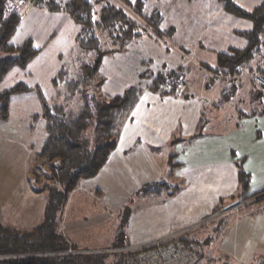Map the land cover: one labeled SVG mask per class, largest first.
<instances>
[{
    "label": "crops",
    "instance_id": "obj_1",
    "mask_svg": "<svg viewBox=\"0 0 264 264\" xmlns=\"http://www.w3.org/2000/svg\"><path fill=\"white\" fill-rule=\"evenodd\" d=\"M142 1L140 8L143 11L154 9L161 14V30H173L162 35L145 27L124 51L105 56L102 61L103 94H121L130 86H138L142 91L104 165L96 175L79 182L62 209L58 230L70 244L83 250L111 249L121 230L126 233L130 247L139 246L171 230L198 223L221 202L230 208L241 202L243 194L264 190V115H244L251 111L254 103L249 97H246L248 100L240 99L239 94L236 97L240 80L232 79L234 96L225 99L221 91L229 82L226 77L212 76L220 82L213 86L202 79L201 74L206 72L196 67L192 57L206 59L207 65H213L217 53L230 47L245 46L241 32L249 30L251 23L225 11L219 0H165L168 1L166 4L158 3V0ZM16 3H19L21 19L10 43L17 45L31 38L39 52L25 69L10 70L0 82V89L20 81L29 88L39 86L48 100L52 96V77L77 52L78 25L67 14L39 9L30 0H16ZM169 10L177 13L175 21L165 18L164 12ZM194 67V77L188 79L187 90H184L181 85L186 84L187 70ZM179 68L181 75L175 83L174 93L160 95L148 88L157 73ZM243 102L248 110L240 107ZM226 112L228 117L230 112L228 121L226 117H217ZM40 113L41 106L34 91L26 90L10 97L8 117L0 119L4 128L0 131V146L3 158L7 161L13 158L14 162L5 163L0 155V201L18 191L25 193L26 185L30 184L31 164L46 138L45 120ZM203 114L207 121L202 135L191 139ZM8 122L11 127L5 126ZM170 160L178 164L171 170ZM239 160L249 175L245 193H240L239 189ZM20 179L26 180L27 184L20 187ZM155 181L178 188L172 194L166 191L137 193L142 185ZM28 192L35 197L43 195L40 196L41 205L32 208L34 212H41L39 224L43 218L45 196L32 191L29 185ZM250 203L246 205L249 207ZM248 207L230 211L236 212L232 216L235 224L238 216L259 215L257 211L264 209V203L259 208ZM122 208L125 212L119 214L118 210ZM230 223V220L223 223V236ZM205 225L207 228H199ZM216 225L215 220L203 224L183 233L181 239L194 248L198 243L190 238L192 232L205 229L194 235H200V240H213L210 236ZM236 235L228 239L221 237L218 242L227 239V247L231 248L238 240V233ZM262 237L264 225L254 239ZM215 248L219 249L218 243ZM220 254L228 255L236 264H244L237 263L226 250Z\"/></svg>",
    "mask_w": 264,
    "mask_h": 264
},
{
    "label": "trees",
    "instance_id": "obj_2",
    "mask_svg": "<svg viewBox=\"0 0 264 264\" xmlns=\"http://www.w3.org/2000/svg\"><path fill=\"white\" fill-rule=\"evenodd\" d=\"M30 1L39 9L67 14L79 26L75 35L77 54L52 78L54 93L50 99L44 97L39 86L32 87L40 101L46 133L42 147L31 164V173L41 183L32 190L45 196L42 221L26 230L6 225L0 218V255H43L0 258V264H139L140 250L79 249L62 235L58 230V223L69 194L81 180L96 175L106 162L117 143L123 123L142 91L138 86H130L121 94H103L101 85L104 77L99 70L104 57L124 51L131 40L142 34L146 26L144 23L162 35L169 34L173 28H169L167 32L161 30L162 16L156 10L150 14L142 13V0L135 3L129 0H122L121 3L118 0L121 3L119 5L111 0ZM219 1L228 13L249 20L251 28L241 32L246 40L245 46L230 47L217 53L215 63L204 64V69L223 77L240 76L244 70L264 76V67L258 65L255 70L252 67L253 60L264 46V0L251 10L233 0ZM14 2L16 0H0V82L9 69H24L39 52L31 38H26L17 45L10 43L21 19L19 11L6 12V7ZM180 71L179 68L157 73L148 88L160 95L174 93ZM232 86L234 93L235 85ZM25 90H28V86L22 82L0 90V119L8 117L10 97ZM222 95L228 99V96ZM250 97L254 106L244 115H264V96L254 88ZM206 121L203 114L198 120L196 132L190 136L191 139L202 135ZM55 158L59 159L57 164L53 163ZM39 161L47 166L48 174L41 170ZM169 162L170 170L178 165L174 161ZM237 169L240 193H245L249 175L244 171L240 160L237 161ZM177 188L178 186L164 181H155L142 185L137 193L166 191L172 194ZM258 193L260 192L243 194L242 200ZM224 208L225 205L221 202L208 215ZM215 221V229L223 227L226 222L225 218ZM126 238L123 230L117 232L110 248L130 247ZM198 251L191 264H236L226 254L210 256L204 255L202 250Z\"/></svg>",
    "mask_w": 264,
    "mask_h": 264
},
{
    "label": "rangeland",
    "instance_id": "obj_3",
    "mask_svg": "<svg viewBox=\"0 0 264 264\" xmlns=\"http://www.w3.org/2000/svg\"><path fill=\"white\" fill-rule=\"evenodd\" d=\"M120 1H122V0H120ZM233 1H235V0H233ZM236 1L239 2L241 5H245V7H247L246 9L251 10L254 7H256L257 5H259L261 0H250V1L249 0H236ZM162 2H165V4H166V2H168V1L158 0V3H162ZM121 3H123V1ZM121 3H119V4H121ZM16 4H18V6H19V3H16ZM116 4H118V3H116ZM126 8L128 10L132 11L131 8L128 7V6ZM153 10L154 9L147 10V11H143L142 10V13L150 14ZM164 15H165V18L168 19V21L169 20L175 21L176 17H177V13L176 12H172L171 10H169L168 12L165 11ZM181 23H182L183 26H186V23L184 21H182ZM144 24L146 25L145 27H149L146 23H144ZM78 29H79V26H78ZM167 30L168 29H166L164 31L167 32ZM167 35H168V33H167ZM234 43L237 44L238 42L235 41ZM76 54H77V52H75V54L73 56L74 58H75ZM194 54L195 53L193 52V55ZM192 57H193L195 63L197 64L196 67L197 68L200 67V68L203 69L204 73L206 72L205 75L201 74L202 79L207 81V82H209V83H211L213 86H215V85L218 86V83H220L219 80H217V78H213L212 77V76L216 77V75L211 73L210 70L204 69V64H206V62H205L206 59L199 58L198 56H195V55L192 56ZM208 59L210 60V59H212V57H208ZM68 62H69V60H68ZM67 63H64L63 65H66ZM253 63L254 64H253L252 67L254 68V70H255V67H257L258 65L264 67V46L261 47L260 52L258 53L256 58L253 60ZM13 68H16L17 70L18 69L22 70L21 68H18V67H12L11 69H9L7 71V73L10 70H12ZM194 70H195V67L193 69H191V70L190 69L187 70L188 71V76H187L186 84H185V82L182 83V85H181L182 89H184V90L186 89L187 90L188 79L190 80L191 76L194 77ZM7 73L4 75V77L7 75ZM254 75H256V74H253L250 70L249 71L248 70H244L240 76L226 77V79L229 81V82H227V85H230V86L234 85L232 79L235 80V81H236V79L240 80L239 81L240 83L238 84L240 86V88H238V91L236 92L237 93L236 97H238V94H239L240 99H247L248 97H249L248 99H251V97H250L251 90L254 89V88L260 94H262L264 96V89L263 90L258 89L256 86H253L252 82L250 81V79ZM18 82H20V81H18ZM18 82H15V83H18ZM51 85H52V82H51ZM33 87H35V86H33ZM2 89H4V88H2ZM2 89H0V90H2ZM28 90L34 91L36 93V91L32 87L31 88L28 87ZM233 90H234V88H233ZM19 93H21V92H19ZM53 93H54V87L52 85V94H51L52 96H53ZM221 93H222V91H221ZM232 93H233V91L231 92V94H227L225 96L233 95L234 93L233 94ZM36 95H37V93H36ZM37 97H38V95H37ZM39 103H40V101H39ZM240 107L242 109H244V110H248L249 109L247 104H245L244 102H243V104L242 103L240 104ZM8 112H9V106H8ZM227 113L228 112L220 113L219 116H217V117L218 118L226 117V120L228 121L229 120L228 118L230 117V112H229V117H228ZM1 120H0V131L2 129H4L2 127V125H1V122H2ZM8 124L5 123V126L11 127L10 126V122H8ZM224 127H226V125H224ZM2 150L3 149L0 146V155L1 156H2ZM12 155H13V152H12ZM2 159L5 160V158H3V156H2ZM11 160L14 162L13 158L9 159L8 161H11ZM8 161L5 160V163L8 162ZM58 161H59V159H57V160L54 159L53 163L57 164ZM38 164L40 165V168H41V170L43 172H46L47 174L49 173L48 169H47V166L45 164L41 163L40 161L38 162ZM30 176L31 177H29V179H31V180L30 181L28 180V183H30L28 185H29V188L31 190L33 189V187H37V186L41 185V183H38V181L36 180V176L33 173H31ZM23 179H20L21 182L18 183L20 185V187H22V186L27 184L26 180H23ZM28 185H26V187H25V190H26L25 193L23 191H18V192H15L12 195L6 196V198H4L2 201H0V203H1L0 205H1V209H2V217L1 216L0 217L3 220L2 221L3 223H5L7 225H10L11 227H14V228H17V229L30 230L40 221L39 219H40V216H41V212L40 213L39 212H34V210L32 208L35 207L34 209H36L39 205H41V202H42L41 200L42 199L40 198V196L43 197V195L40 194L38 197H35V195L33 193L28 192ZM262 192H264V190H262ZM263 203H264V198L259 199V200L254 201V202H251L250 203L251 207L250 206L248 207L247 206L248 204H247L246 207H245V205H242L240 208H241V211L245 210L247 207L255 209V208H259L260 206H262ZM225 209H226V206H225L224 210ZM124 212H125L124 208H122L121 210H118L119 214H123ZM257 212H259L260 214L257 215L256 213H254L253 215H250V216L245 217V218L238 216L237 218H235V219H237L236 224H235L234 218L232 217V216H235L236 212H232V213L228 212V213H226L225 220H228V221L230 220L231 221V223H230L231 225L229 224L225 228V232L226 233H225L224 236H227V239H228V238H230V237H232V236H234V235H236L238 233V240L236 242L232 243L233 247H231V248L227 247V245L229 243V241L227 239L224 240L221 243L218 242V240L221 237H224L223 236L224 230L222 231L223 227H221V228L215 229L213 234H211L212 237L210 236V238H212L213 240L210 239L209 241H205L204 239L200 240L199 239L200 235H194V234L198 233V231L205 230V229H199L198 231L192 232V234L190 235V238L193 237V239L198 244H195L194 248H192V249L190 248V249L191 250H193V249L194 250H200V251L202 250L204 255H210V256H213V254H215V253L219 254L221 251H223V250L225 251L226 250L230 255H233L235 257V261L237 263H239V262H242L244 264H260V262L263 263L264 262V237H262L261 239H258V240L254 239V238L256 237V234H257L258 230H260L262 225H264L263 224L264 223V209H262L260 211H257ZM227 214H229V215H227ZM37 217H39V218H37ZM232 222H233V224H235L236 228L234 227ZM199 226H201V225H199ZM203 227L207 228L206 225L202 226V227H199V228H203ZM237 229H238V232H237ZM230 242H232V241H230ZM217 243L219 244V249L215 248V247H217ZM188 245H189V243H187V247H188ZM110 251H112V250H110ZM27 255H43V254H41V253L34 254L33 253V254H20V255H0V258L23 257V256H27Z\"/></svg>",
    "mask_w": 264,
    "mask_h": 264
},
{
    "label": "built area",
    "instance_id": "obj_4",
    "mask_svg": "<svg viewBox=\"0 0 264 264\" xmlns=\"http://www.w3.org/2000/svg\"><path fill=\"white\" fill-rule=\"evenodd\" d=\"M19 11V6L16 3H11L6 7L7 13H17ZM250 81L253 86H256L258 89H264V76L260 74L254 75ZM233 91L232 85H227L222 89V94L227 95L231 94ZM264 197V192H260L255 196L249 197L245 200H242L240 203L221 210L218 213L213 215H207L198 223L192 224L191 226L179 229L171 230L167 234L151 240L149 242L140 244L135 247H126V248H111L105 249L106 251L114 250H140L139 264H191L195 261L197 257L198 250H191V245H186L181 239V235L188 230H191L199 225L210 223L217 219L218 217L234 210L237 211L242 205H246L258 198ZM191 248V249H190ZM93 251V250H90ZM70 252V251H69Z\"/></svg>",
    "mask_w": 264,
    "mask_h": 264
}]
</instances>
